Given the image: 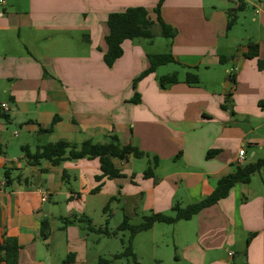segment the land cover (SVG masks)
<instances>
[{
    "label": "crops",
    "instance_id": "1",
    "mask_svg": "<svg viewBox=\"0 0 264 264\" xmlns=\"http://www.w3.org/2000/svg\"><path fill=\"white\" fill-rule=\"evenodd\" d=\"M3 2L0 105L8 103L10 111L0 110V179L7 183L0 191V244L18 247L10 261L98 264L116 255L104 241L118 236L89 232L80 219L114 231L119 224L109 228V222L119 213L132 223L152 213H173L175 205L209 196L238 166L264 158V71L245 57L248 44L258 43L264 60V0L253 3L248 43L222 51L229 9L207 0H165L160 17L177 32L170 46L174 64L200 81L190 86L175 70L180 82L166 88L158 78L170 71L160 73L159 67L134 87L153 54L139 40H126L112 67L104 61L109 14L144 7L153 37L162 36L154 11L159 0ZM221 56L228 61L221 63ZM112 135L150 157L113 159L121 177L101 182L98 159L31 165L22 151L59 140L105 143ZM242 147L244 159L238 162ZM153 156L159 164L146 177ZM97 212L105 224L94 221ZM185 222L139 233L137 260L165 264L161 246L172 242L175 264H264V168ZM4 256L0 264H7Z\"/></svg>",
    "mask_w": 264,
    "mask_h": 264
},
{
    "label": "trees",
    "instance_id": "2",
    "mask_svg": "<svg viewBox=\"0 0 264 264\" xmlns=\"http://www.w3.org/2000/svg\"><path fill=\"white\" fill-rule=\"evenodd\" d=\"M165 0H159L156 8L154 9L157 15V21L161 28V34L163 37L168 39H173L176 36V30L170 25L166 24L162 18L161 7ZM243 8V4L239 3L234 9L228 10L229 21L227 24V29H231L233 24L236 22V17L233 16V10H238ZM152 21L148 18V11L144 7H132L128 8L124 12H114L109 14L107 19V25L109 33L106 36L107 50L104 53V61L108 67H112L117 59L123 55V43L126 40H134L139 38H153V34L150 30ZM245 57L248 59H256L257 65L260 70L264 71V60L259 58V44L250 43L248 44V50L245 53ZM150 60V67L147 71L135 79L133 82L134 87L137 82L145 77L146 75L153 73L160 66L167 65L169 63H174V57L169 54H150L148 56ZM228 58L226 56L220 57L221 63H226ZM159 84L162 88H166L170 85L180 82V77L177 72L163 75L158 78ZM184 82L190 86H198L200 81L199 77L195 72H187L185 75ZM57 122V118L54 120L53 124ZM52 131V128L45 130ZM22 151L25 154L28 162L31 165H38L40 161L47 160L54 165L61 164L65 160H77V159H98L100 161V168L102 174L98 177V181L101 182L104 177L108 179H114L121 177L118 169L115 168L113 164V159L127 160L130 156L135 158L150 157L149 154L141 151L139 148L128 144L121 145L118 137L112 135L108 138L105 143H96L92 140H85L82 143H74L66 140H59L54 143H46L38 147L35 151L30 150L28 146H22ZM212 155V152L208 153V157ZM159 164V159L157 156H153L152 162L145 170L144 175L146 177H153V169ZM264 168V158L259 159L255 163H250L245 166H238L237 169L220 179L217 183L214 191L202 199L199 202L181 207L175 205L173 207L174 215H168L165 213H152L147 216H143L141 221L137 224L132 223L128 217L123 218V222L114 231L108 230L107 226L95 228L89 218L84 217L79 220L83 223L85 229L89 232H95L108 237L118 236L119 233L129 232L128 238L121 236V243L123 249L120 253L114 256L115 259L127 258L131 259V264L137 263V258L133 249L134 238L142 232L148 231L154 227L156 224L172 225L180 221H189L195 215L205 208H208L220 200L226 198L236 183L248 184L250 183L254 174L259 172ZM101 184L94 191H98ZM67 223L73 222L72 220H65ZM44 234L45 237L48 233L49 223L44 221ZM107 224V223H106ZM18 247L10 246L7 243L0 244V254L5 253L3 261L7 264H16V261H10V254L15 252ZM111 262L107 259L100 258L98 264H110Z\"/></svg>",
    "mask_w": 264,
    "mask_h": 264
},
{
    "label": "rangeland",
    "instance_id": "3",
    "mask_svg": "<svg viewBox=\"0 0 264 264\" xmlns=\"http://www.w3.org/2000/svg\"><path fill=\"white\" fill-rule=\"evenodd\" d=\"M255 0H207L209 2L208 4L213 5L214 7H217L218 9H234L238 6L239 3L243 4V8L233 10V16L236 17V22L233 24L231 29L228 30V36L227 38L220 39V48L221 51L224 50L228 45H234V49L239 48L240 46H244L248 43V34L253 33L254 26L252 23L253 20V3ZM157 32V29L155 31ZM139 40V42L150 52L153 54H169L170 53V46H171V39L165 38L161 36L160 34H157L155 37L151 39L147 38H139L134 39ZM160 73H168L167 71H170L169 73H173L175 70L180 71L181 76L185 77L186 71L181 68H178L174 63H169L167 65L160 66L159 68ZM192 72V71H188ZM136 169H139V163L136 165ZM136 170V171H137ZM168 215H174V213H168ZM94 221L97 223H104L102 220V212H97L94 214ZM141 220L135 221L133 223L137 224ZM123 222V216L119 213L116 217L111 218L109 224V228L114 227L117 224H121ZM105 224V223H104ZM179 224H187L185 221H182V223ZM119 226V225H118ZM163 228H172L168 227V225H161ZM121 236H124V238H128L129 232H122L118 234V237L115 239H106L104 242H106L107 245H105V249H110L111 251H114L115 254H118L122 251L123 246L121 243ZM135 240V238H134ZM133 240V249L135 252V244ZM171 243V244H170ZM139 244L143 245V242L140 240L138 241V247ZM168 247H162L160 250V256L162 259H164L165 264H175V261L173 259V255L175 254L176 250L173 246L172 242H169ZM143 248V247H142ZM141 250V249H140ZM102 258L109 260L110 264H131L132 260L127 258L122 259H115L114 256H103ZM139 264H144L142 261L136 260ZM143 261H147L144 257Z\"/></svg>",
    "mask_w": 264,
    "mask_h": 264
},
{
    "label": "built area",
    "instance_id": "4",
    "mask_svg": "<svg viewBox=\"0 0 264 264\" xmlns=\"http://www.w3.org/2000/svg\"><path fill=\"white\" fill-rule=\"evenodd\" d=\"M3 0H0V4H3ZM3 15V12H0V17ZM0 110L3 112V113H7L10 111V105L8 103H2L0 105ZM244 155H245V150H244V147H242L239 151V160L238 162H242L243 159H244ZM6 180L3 178V179H0V191L6 186ZM47 194L46 193H43L42 194V201H46L47 200ZM230 256L233 255V253H229Z\"/></svg>",
    "mask_w": 264,
    "mask_h": 264
}]
</instances>
